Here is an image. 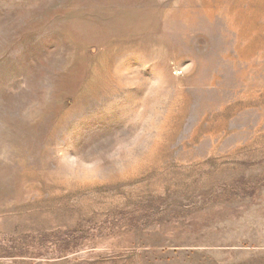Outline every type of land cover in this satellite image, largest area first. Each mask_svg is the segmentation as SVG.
I'll list each match as a JSON object with an SVG mask.
<instances>
[{
  "label": "rangeland",
  "instance_id": "obj_1",
  "mask_svg": "<svg viewBox=\"0 0 264 264\" xmlns=\"http://www.w3.org/2000/svg\"><path fill=\"white\" fill-rule=\"evenodd\" d=\"M0 264H264V0H0Z\"/></svg>",
  "mask_w": 264,
  "mask_h": 264
}]
</instances>
